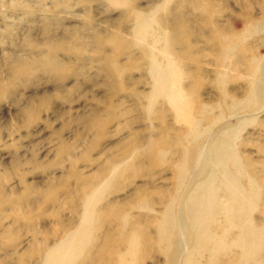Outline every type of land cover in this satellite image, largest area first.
Here are the masks:
<instances>
[{
    "label": "rangeland",
    "instance_id": "1",
    "mask_svg": "<svg viewBox=\"0 0 264 264\" xmlns=\"http://www.w3.org/2000/svg\"><path fill=\"white\" fill-rule=\"evenodd\" d=\"M125 2L0 0V86L5 92L0 93V264L41 263L37 243L41 245L55 224L79 221L70 206H78L80 212L81 201L70 198L81 182L99 180L100 186L92 201L97 215L83 244L86 250L76 264L83 263L88 249L96 250V255L103 246L105 226L115 234L117 224L128 228L137 214L159 213L162 207L151 203L152 195H145L143 188L170 183L171 172L163 159L173 144L167 147L166 140H172L176 132L193 130L194 122L198 137L187 136L184 144L202 140L205 148L209 137H227L236 163L228 160L227 168L232 172L237 168L238 182L246 188L248 180L255 178L258 201L251 216L260 219L264 214V0ZM154 7H159L152 15L155 23L148 26L141 42L133 43L134 61L156 36L169 33L164 22L177 21L179 14L190 19L195 28L203 21L199 41L184 32L179 37L190 44L184 49L190 50L185 55L181 48L176 60L183 63L180 56L185 55L188 63L192 61L181 70L178 81L185 88L179 115L162 95L147 101L151 79L145 73L146 66L129 64L120 52L135 28L132 16L146 15ZM207 15L209 19H205ZM223 44L227 47L221 48ZM43 52L61 63L54 74L35 69L24 75L22 70L10 79L17 58L30 60ZM112 65L117 69L112 71ZM254 76L262 77L257 94L251 87ZM137 105L140 109L135 110ZM146 125H151L155 162L141 166L130 160L129 154ZM168 126L170 132L163 135ZM141 203L147 205L139 207ZM112 243L109 239L107 250ZM141 245L142 249H136L137 257H125L127 264L163 262L162 254ZM258 253L264 257V239Z\"/></svg>",
    "mask_w": 264,
    "mask_h": 264
},
{
    "label": "bare ground",
    "instance_id": "2",
    "mask_svg": "<svg viewBox=\"0 0 264 264\" xmlns=\"http://www.w3.org/2000/svg\"><path fill=\"white\" fill-rule=\"evenodd\" d=\"M122 2L123 1H121V3ZM194 5L196 7V3ZM211 6L207 8L209 9ZM158 9L159 7H154L150 9V12L146 15L141 12L139 15L135 14L136 16H132L134 17L133 20L135 19V28L131 34V39L128 38L126 43L123 42V44H125L124 48L121 49L122 51H119L125 53L129 64L136 65L135 62H137V65L142 64L146 66L145 73L151 79L150 89L149 92H147V101H152L154 97L162 95L165 101L173 104L175 115H179L185 96V88L182 87L178 81L179 78L181 79V70H184V68L187 69L188 64L192 62L190 61L188 63V59L185 56L190 49H184L187 46L190 47V44H185V41L180 40L179 37H181L180 34L182 35V32H184L189 38L199 41L204 26L201 28V22H203L201 21L198 22L199 28H195L196 25L192 23L190 19L181 17L179 14L177 21L173 22L168 20L164 22L167 29H169V33L163 36H156L150 46H145L146 48L141 52L138 60L134 61L132 59L133 43L137 44V42L142 41L148 26L155 23L152 15L156 13ZM209 10L211 11V9ZM164 12L162 11L163 14ZM209 14L210 16L212 15L210 12ZM205 19H209L208 15ZM159 20H161V18ZM180 24H182V26L178 27ZM204 24L206 23H203V25ZM158 25L160 26V24ZM210 25L211 27L215 26L212 25V23H210ZM262 26H264V22ZM160 42H163L164 45L162 43V47L158 48L157 44ZM210 42L207 40V43L210 44L209 47L215 49L211 46L212 42ZM79 44L84 46L83 43ZM216 44L218 45V43ZM225 46L226 44H223L221 48ZM233 46L235 45L233 44ZM118 47L120 48V46ZM196 47L195 50L197 49ZM153 48H157V50ZM181 48L184 49L183 52L185 54L183 55L181 52L183 56H180V58L184 60L183 63L177 61L178 54H180L179 51L182 50ZM218 49L219 48H217V50ZM223 56L222 54L220 59L224 58ZM16 62V65L11 69L10 79H12L13 76L16 77L15 74L22 70L25 72L24 75L29 74L35 69L47 71L52 74L61 65L52 54L44 52L35 55L34 58L30 60L17 58ZM222 65H224V63ZM111 67H113V69H111L112 71L117 69L113 65ZM254 69H252V71H254ZM249 72H251V70ZM187 75L190 76L189 73ZM193 77L194 76H192V78ZM261 78L262 77L258 76L252 81L251 87L256 94L261 88ZM10 83L12 84L11 80ZM2 92V87L0 86V93ZM251 94L253 93L251 92ZM137 98L139 99L142 97L137 96ZM193 101L196 100L193 99ZM137 107L138 105L135 106L134 109H140ZM185 108H187V106ZM189 109L191 108L189 107ZM191 110H188L190 114L193 112V108ZM184 112L187 113L186 111ZM185 113H183L182 116H184ZM189 113L187 114L189 115ZM147 118L149 117L147 116ZM164 118L166 117L164 116ZM161 122L164 123V121ZM146 124H148V122ZM148 125H146L147 128H145L143 136L139 135L136 137L137 144H134L135 148L133 152L129 154L130 160L132 159L134 163L141 166L142 164H147L149 161H152L154 156L152 153L154 150H151L153 141L151 136L153 134L150 128L151 125L150 127H148ZM193 126V130L186 129L183 134H180V131H175L176 136L173 134L174 137L172 140H166L168 144L167 147H171L173 144V147L169 148L166 153L168 157H165H167V159H163L166 160L167 168L171 172L170 176L172 177L169 179L170 183H161L159 186L154 185L155 187L153 189H148L147 187L143 188L145 195H152V197H150V199L152 198L151 203L162 207L161 211L149 216L147 215L146 217L137 214V216H133V220L130 221L131 223L128 228H125L126 225L122 226L123 224H117L115 234L112 233L113 230H111V228L105 226L103 246L97 249L96 255V250L94 251L91 248L88 249L83 263L80 264H127V261L124 260L125 257L131 255L137 257L136 249L138 246L140 247L141 244L145 248H148L149 251L154 250V252L162 254L163 262L161 264H202L200 261H203V264H264V257L260 255L261 253H258V248L264 239V214H262V217L260 216V219H253L251 216L252 209L258 201V193L256 191L258 188L255 183V178L248 180L246 188L238 182L236 173L237 168L234 172L228 170V160L235 166L236 163L233 162L234 155L227 137H221L218 134L213 135V137H209L210 140L205 148L201 147L202 140L194 143L192 141L193 144L190 145L184 144L183 140L187 136L191 135L193 138L198 137L196 122L193 123ZM161 130H163V126ZM161 130H159V132H161ZM167 131H169V126L161 133L165 135ZM191 137L190 139H192ZM162 139H164V137ZM153 148L155 149V147ZM125 157L126 156L122 159ZM201 157L202 159L200 160ZM118 165L119 164H115V166ZM190 171H192V174H188ZM148 175L149 174H147V176ZM253 175H255V173ZM93 181L94 182L87 183L81 182L82 184H79L71 195V201H81L80 212L78 206H70L74 214L78 213V223L75 224L69 221L66 224H61L59 222L48 232L46 239L41 241V245L38 244L39 242L37 243V249L40 252V264H76V259L86 250L83 249V244L89 236L92 218L97 215H94L96 208L92 201L95 192L100 186L99 180ZM149 181L152 183L151 179ZM101 183L103 182L101 181ZM261 188L263 189L264 187ZM143 201L144 198L142 199V202ZM53 202H56V200L54 199ZM146 203H141L139 207H142V205L146 206L148 204ZM150 211H152V209ZM114 225L116 226V224ZM112 234L114 235L113 237H111ZM109 239L112 240L113 243L111 249L107 250L109 247H107ZM49 240L53 242L51 245H49ZM232 248H235V250ZM106 250L107 253L103 254ZM139 252H141V250ZM259 252H261V250Z\"/></svg>",
    "mask_w": 264,
    "mask_h": 264
}]
</instances>
